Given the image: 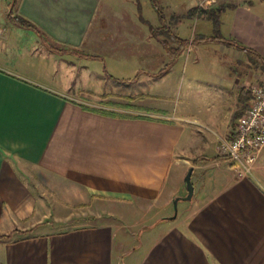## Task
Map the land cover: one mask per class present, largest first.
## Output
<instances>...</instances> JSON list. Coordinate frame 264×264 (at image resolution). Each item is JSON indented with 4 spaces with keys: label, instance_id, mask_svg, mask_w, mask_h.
Returning <instances> with one entry per match:
<instances>
[{
    "label": "crops",
    "instance_id": "1",
    "mask_svg": "<svg viewBox=\"0 0 264 264\" xmlns=\"http://www.w3.org/2000/svg\"><path fill=\"white\" fill-rule=\"evenodd\" d=\"M251 2L226 11L221 34L264 58V0ZM101 9V0H20L16 14L50 43L80 50ZM27 35L17 48L0 44V236L35 231L0 240V264H264V154L255 179L238 177L228 160L211 161L218 154L194 160L185 154L186 148H216V134H232L249 86L264 84V71L244 51L224 44L213 51L219 75L204 92L190 93L200 107L188 102L179 111L167 95L121 88L113 93L119 100L106 103L137 98L135 108L104 103L94 109L70 98L82 88L73 75L79 71L74 55L54 54ZM190 168L193 200L170 219ZM29 172L59 193L70 191L74 205H85L86 223L50 229L56 224L27 185ZM141 214L153 221L143 227L145 242L133 248L124 234L143 224ZM129 215H137L130 227L124 224Z\"/></svg>",
    "mask_w": 264,
    "mask_h": 264
},
{
    "label": "rangeland",
    "instance_id": "2",
    "mask_svg": "<svg viewBox=\"0 0 264 264\" xmlns=\"http://www.w3.org/2000/svg\"><path fill=\"white\" fill-rule=\"evenodd\" d=\"M251 1L101 0L102 9L93 20L91 32L84 45L80 50L68 49L76 52L72 62L79 68V71L75 68L73 75L77 83L81 84L80 90L83 92L82 96L79 94L81 91L77 93L76 89L73 92L69 91L72 94L70 98L76 101H81L80 98H83L86 101L81 102L91 108L102 109V105L106 104L107 100H119L118 96H114L113 93L122 88L130 94L140 91L146 94L155 91L153 94L167 95L166 101L173 103L172 105L179 111H182L184 106L192 104L186 105L188 102H193L192 108L200 107L201 99H198L195 105L196 100L190 96V93L192 91L204 92L205 87L212 84L213 75H219L215 69L218 67V63L216 64L218 58L213 51H218V46L221 44L210 42L192 45L193 39L204 31L209 32V36L215 35L216 28L210 20L191 17L189 11L197 7L215 9L238 2L245 4L249 2L248 5H252ZM258 1L254 0L256 3ZM13 2L14 0H0V31H2L0 44L11 42L17 48L22 42H27L29 32L18 30L9 21L8 15ZM16 9H14V14H16ZM226 11L219 18L220 33L222 32L223 15ZM11 29L14 31L12 32ZM173 36L184 41L186 46L178 49ZM84 69L86 70L83 71ZM117 81L122 82L117 84ZM257 84L262 85V83ZM252 86L248 88L249 99ZM149 102L151 101L147 100L144 104L148 105ZM201 130L200 125L193 128L197 141L202 137ZM216 137L218 140L216 148H186V156L193 160L205 153L220 156L221 140L228 135L216 134ZM25 181L40 198L39 200L45 202L49 214L46 219L53 220L52 222L56 224L50 229L66 230L86 223L85 218L88 217L82 216L88 211L85 205H74L70 191L59 193L43 184L32 172L25 176ZM68 195L70 197H66ZM186 195L185 188L178 197L184 198ZM190 203L181 201L177 207V215H180ZM167 215L170 219L175 216L173 205ZM136 217L137 215H129L127 220H124L125 226L130 227ZM151 219L152 217L146 218L141 214L139 220L143 221V224L132 228L130 232L125 231L124 236L128 235L131 240L129 246L141 247L145 242L143 227L152 223ZM18 238L19 235L14 239Z\"/></svg>",
    "mask_w": 264,
    "mask_h": 264
},
{
    "label": "built area",
    "instance_id": "3",
    "mask_svg": "<svg viewBox=\"0 0 264 264\" xmlns=\"http://www.w3.org/2000/svg\"><path fill=\"white\" fill-rule=\"evenodd\" d=\"M250 95L236 129L221 140L220 156L227 158L238 177L255 179L264 154V84L253 85Z\"/></svg>",
    "mask_w": 264,
    "mask_h": 264
},
{
    "label": "trees",
    "instance_id": "4",
    "mask_svg": "<svg viewBox=\"0 0 264 264\" xmlns=\"http://www.w3.org/2000/svg\"><path fill=\"white\" fill-rule=\"evenodd\" d=\"M19 1L20 0H14L12 7H11V11L8 15L9 21L15 26V28H17L18 30H22V31H26V32H30V33L35 34L39 38L40 42L43 45H45L50 52H52L54 54H58V55L72 54V55H74L76 53V52L74 53L73 51L71 52L70 50L66 49L65 47L57 46L54 43H50L48 36L36 24H34L32 21L28 20L27 18H25L21 15L14 14V9L17 8ZM227 9L233 10V9H236V6L224 5V6H220L218 8H215V9H213V8L204 9L202 7H197V8H193L189 11V15L191 17L210 20L214 23V26L216 28L215 35H213V36H205V35L196 36L192 41V45H197V44L199 45L202 43L214 42V43H220V44L227 45V46L232 47L236 50L244 51L248 55L250 61L252 62V65L256 69H261L264 71V58H262L254 50L242 45L237 40L232 39V38L231 39L224 38L222 36V34L220 33V31H219V26H220L219 18H220V15L223 12H225ZM173 39L178 44V49H183L186 46V43L184 41H182V40H180L174 36H173ZM187 44H188V42H187ZM121 82L117 81L116 83L121 84ZM125 82H128V81H125ZM139 99H141V98L139 97ZM247 99H249V98H247ZM126 100H127V98H126ZM136 100H137V98H128V104H126V105L123 104L121 106L128 108V109L135 108V106H133L131 103L136 101ZM106 105L121 107L120 105H116V104L111 103V102L110 103L107 102ZM203 160H205V159H203ZM207 160H209V159H207ZM216 160H227V158L221 157V156H216L215 158H211V161H216ZM34 229L28 230V231L14 230L7 235L0 236V240L12 241V240H14L15 236H17V235L24 236V235L30 234V233L35 231Z\"/></svg>",
    "mask_w": 264,
    "mask_h": 264
},
{
    "label": "water",
    "instance_id": "5",
    "mask_svg": "<svg viewBox=\"0 0 264 264\" xmlns=\"http://www.w3.org/2000/svg\"><path fill=\"white\" fill-rule=\"evenodd\" d=\"M192 175H193V168H190L188 173L186 174V177L184 179L185 185H186V191H187V195L184 198H176L173 202V206L175 209V216L171 219H175L177 217V207L180 201H184V202H191L193 200L194 197V185L192 182Z\"/></svg>",
    "mask_w": 264,
    "mask_h": 264
}]
</instances>
